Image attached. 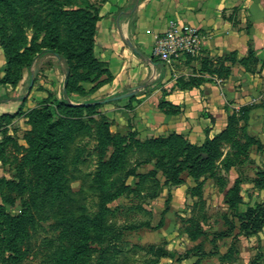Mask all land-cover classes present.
<instances>
[{
  "label": "rangeland",
  "instance_id": "1",
  "mask_svg": "<svg viewBox=\"0 0 264 264\" xmlns=\"http://www.w3.org/2000/svg\"><path fill=\"white\" fill-rule=\"evenodd\" d=\"M62 1H68V8L78 5H84L83 8H86L87 1L98 6L101 0ZM55 3L56 0H0V84L6 89H13L19 81L13 83L3 78L7 66L3 43L11 53H15L12 64L14 77L20 66H23V71L28 67H41L44 73L57 56L51 51L41 52L43 45L48 44L51 38L61 51H69L71 42L83 34L76 28L71 13L61 18L54 17L51 9ZM87 34L88 32H84L83 35ZM153 54L159 57L154 53V49ZM44 55H50L51 58L41 60ZM185 56L200 63V67L192 66L194 72L200 73L192 77L211 78L213 73L210 71L214 69L225 72L220 62L214 64L211 56L204 54L202 46L196 53H187ZM206 59H210V62L207 68H203ZM60 61L66 69L64 58H60ZM81 69L74 68V73ZM206 71L211 74L206 75ZM106 76L104 73L101 77ZM71 94L69 99L72 103H84L72 101ZM46 97L59 96L54 91H49ZM43 99L25 110L21 108V111L18 109L0 116V202L4 196L2 206L6 212L17 214L26 211L30 216V219L22 224H13L8 221L6 214H1L0 209V264L63 263L62 255L68 254L70 249L63 238L62 226L58 223L64 216L58 208L63 206L66 212L73 202L75 209L72 215L82 219L92 217L100 209L105 188L108 187L112 191L116 182L120 181L121 176L115 172L102 177V162L109 159L113 147L102 141L106 126H98L99 123L107 121L109 129L120 135L127 136L136 131L137 135L131 141L132 146L127 153L129 165L137 167L141 172L157 169V177L162 182L166 180L163 169L156 164L157 158L148 156L144 146H137V142L155 136L141 135L132 114L136 113L132 102L127 103L124 110L106 108L102 104L97 107H85L80 111H66L73 124L69 127L72 136L65 152L62 181L69 186L73 199H65L64 202L56 199L47 204L42 203L39 207L36 198L42 162L40 158L34 157L30 143V139L36 137L39 131L31 123L28 112ZM163 99L166 100L161 96L157 104L161 111H179H167L170 107L161 105ZM115 105L121 104L116 102ZM238 112L233 113L241 120L245 113L240 115ZM240 120L233 132L240 144L225 139L221 145L222 153L215 165L199 179L184 173L183 182L163 184L156 196H151L147 189H143L140 194L125 192L108 202L115 211L106 214L107 222L116 223L117 227L134 226L125 229L124 238L115 240L119 250L110 253L108 264H145L149 255V244H164L173 253L172 256L162 257L159 264H190L197 259V255L185 257L180 251H196L201 242L205 249L210 251V254L203 256L205 264H250L259 252V264H264V226L257 234L250 236L240 233L237 227L231 235L216 239V248L212 244V239L216 238L214 232L228 228L226 215H233L226 202V194L237 177L242 179V192L245 195L244 202L240 205L241 210L258 201H264V187L256 185L253 181L258 176L257 168L264 166V158L254 143L246 152L241 151V144L248 141L247 135L258 137V134L246 124L241 125ZM168 147L165 143L154 145L159 155L169 151ZM136 180L133 175L126 179L129 184H134ZM161 219L164 224L157 226ZM147 222H150L151 226L145 224ZM193 234L196 237H193ZM99 261L95 253L83 257L78 264H96Z\"/></svg>",
  "mask_w": 264,
  "mask_h": 264
},
{
  "label": "crops",
  "instance_id": "2",
  "mask_svg": "<svg viewBox=\"0 0 264 264\" xmlns=\"http://www.w3.org/2000/svg\"><path fill=\"white\" fill-rule=\"evenodd\" d=\"M171 21L197 25L203 35V52L214 64L235 52L236 61H224L231 68L229 74L206 71L211 78L187 85L192 75L200 74L192 69L200 67L199 62L183 56L169 65L154 55L157 35ZM94 50L112 78L91 93L72 92V101L114 96L104 105L116 110H124L132 102L141 135L156 137L178 131L198 144L226 128L233 112L241 115L243 107L252 106L240 124H246L264 142V0H103ZM251 50L256 61L247 66L243 59ZM46 58L51 57L44 55L41 60ZM52 61L44 73L41 67L24 69L11 90L0 84V116L36 105L49 91L63 96L66 69L58 55ZM83 84L89 90L95 82ZM161 96L178 104L179 111H161L157 106Z\"/></svg>",
  "mask_w": 264,
  "mask_h": 264
},
{
  "label": "trees",
  "instance_id": "3",
  "mask_svg": "<svg viewBox=\"0 0 264 264\" xmlns=\"http://www.w3.org/2000/svg\"><path fill=\"white\" fill-rule=\"evenodd\" d=\"M56 2L51 9L54 17L61 18L71 13L73 20L76 22V28L81 30L83 34L84 32H88V34H82L80 37L82 39H74L69 46V51H61L53 38L49 40L48 44L43 45L41 49V52L51 51L56 53L60 58H64L66 78L62 97H46L28 112L31 123L39 131L36 137L30 139L31 152L34 153L36 159L40 158L42 162L40 165L41 175L39 185L37 186L36 198L39 207L40 205L42 206V203L47 204L56 199L62 200L63 202L65 199H73L69 186L65 185L62 181L65 170V152L69 148V142L72 136L70 135L69 127L73 124L68 114H66V111H80L85 107L101 106L114 98V96H110L102 99H91L80 104H74L69 99L72 92L82 94L91 93L99 85L112 78L111 71L108 67L103 66V63L98 59L94 50L97 36V21L100 18V5L103 0L100 1L98 6H94L87 1L85 4L87 6L86 8H83L85 7L84 5L68 8L66 6L68 1L56 0ZM3 48L7 57L6 74L3 78L4 80L17 83L22 77L23 66H20L16 76L12 77V64L15 60V53H11L8 46L4 43ZM133 49L138 55L144 56L141 50L135 47ZM221 58L223 60L221 67L225 69V72L223 70H214L227 75L231 68L225 65L224 61H236V53H227ZM255 61L256 56L253 50L243 59V62L247 66ZM209 62L210 59H206L203 63V68H207ZM211 64L213 63L211 62ZM78 67L82 69L74 73V68ZM104 73L107 76L101 77ZM91 80H96L97 82L87 90L81 82ZM202 80V78L193 77L187 85L199 84ZM161 105L163 107L165 105L169 106L170 108L167 111L179 110L176 104L164 99L161 101ZM251 107H243L244 115L249 114ZM19 111H21V108ZM239 120L240 118H238L237 114L232 113L229 116V122L226 128L213 137L208 135L201 144L191 141L177 131H173L168 135L151 137L145 141L137 142L138 147H145V153L148 156L157 158L156 164L163 169L166 176L164 182L157 177V169L141 172L137 170V167H131L129 165L127 153L132 146L131 141L137 135L136 131L129 133L127 136L120 135L109 129L107 121L99 123L98 126H106V130L103 131L102 141L113 147L109 159L103 160L102 162V177L104 175L107 177L115 172L121 176L120 181L116 182V187L112 191L108 187L105 188L100 202V209L92 217H84L82 219L81 217L72 215L75 209L73 202L70 203V208L66 212L65 207L60 206L58 208L59 212L64 214L63 219L58 221V223L62 226L63 238L70 249L68 254L62 255L63 263L61 264H78V261L83 257L95 253L100 259L96 264H108L110 253L119 250L115 240L124 238L126 228L130 229L134 227L132 225L117 227L116 223L107 222L106 214L110 211H115V208H112L108 202L125 192L140 194L143 189H147L151 196H156L158 195L159 188L163 184H179L183 182L185 180L183 177L184 173L194 177L196 180L199 179L203 173L215 165L216 160L222 153L221 145L225 139H229V141L235 144H240L235 139L236 137L233 133ZM247 138V143L241 144L243 148H241V151L246 152L247 148L254 143L256 144L257 151L264 158V142L255 136L247 135ZM157 143L167 144L169 151L162 152L160 155L157 154L154 148V145ZM257 174L258 176L253 181L256 185L264 187V166L257 168ZM130 175L137 178L134 184H129L126 181ZM149 181L151 183H148ZM241 183V177H237L234 184L227 191L226 202L229 209L233 212V215H226L227 229L214 232L216 236V238L212 239L214 248L218 246L216 239L231 235L237 227L240 233L250 236L257 234L264 226V201H258L254 205H248L244 210L240 209V205L244 202ZM3 199L4 196H2V202H0L1 214H6L8 221L13 224H22L27 219H30L26 211L17 214L6 212V209L2 206ZM145 224L151 226L150 222ZM163 224L164 220L161 219L157 226ZM193 237H196V235L193 234ZM147 251L149 255L145 259V264H159L162 257L173 255L171 250L164 244H149ZM180 254H183L185 257H189L191 254L197 255V259L190 264H205L203 263V256L210 254V251H207L201 242L197 245L196 251L187 249L186 251H180ZM260 254L261 252L253 258L250 264H259ZM182 258L184 259V257ZM182 258L179 259L181 260Z\"/></svg>",
  "mask_w": 264,
  "mask_h": 264
},
{
  "label": "built area",
  "instance_id": "4",
  "mask_svg": "<svg viewBox=\"0 0 264 264\" xmlns=\"http://www.w3.org/2000/svg\"><path fill=\"white\" fill-rule=\"evenodd\" d=\"M202 39L203 35L197 25L171 21L168 28L157 35L154 53L167 64L173 65L187 53L199 51Z\"/></svg>",
  "mask_w": 264,
  "mask_h": 264
}]
</instances>
